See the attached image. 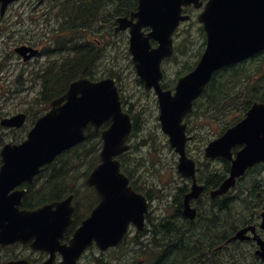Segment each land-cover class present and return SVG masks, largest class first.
Masks as SVG:
<instances>
[{"label":"water","instance_id":"95a60500","mask_svg":"<svg viewBox=\"0 0 264 264\" xmlns=\"http://www.w3.org/2000/svg\"><path fill=\"white\" fill-rule=\"evenodd\" d=\"M17 0H0L1 13ZM199 0H141L139 24L153 26L150 38L160 39L163 46L150 52V45L132 29L130 53L141 78L146 82L147 90L155 88L161 105L163 131L171 138L172 146L180 153L179 171L185 177H195V163L187 158L185 144L186 126L182 125L185 116L191 111L192 103L209 81L211 74L238 59L248 56L251 49L249 38L252 30L258 35L254 50L264 48V0H214L207 6L204 14L205 28L209 35V47L197 69L180 80L177 93L163 92L159 86L161 79V60L171 55L172 45L169 36L180 19L182 6ZM218 19H214L217 18ZM255 18V22L252 20ZM121 29L127 28V20L120 19ZM131 26V24H130ZM226 32V37L216 43V29ZM261 36V40H260ZM30 48L20 47L16 51L26 56ZM33 53H36L33 52ZM66 101L64 104H62ZM109 128L102 132L104 141L99 164L87 179L100 196V204L91 216L83 222L74 234L69 246H60L67 227L71 224L73 196L64 202L47 205L36 211H19L25 192L11 191L24 182L31 183L41 168L52 163L58 155L78 145L86 138L89 125L99 130L107 122ZM24 115H17L2 121L5 127H21ZM132 130L131 117L122 111L118 88L114 79L92 82L81 78L75 81L67 94L53 103L45 116L40 118L28 139L17 145L8 144L2 152L3 165L0 169V243L13 244L17 241L30 243L35 249L50 250L52 257L44 264H54V255L60 252L64 259L61 264H77V261L94 243L105 252L118 246L133 224L139 230L145 225L148 212L147 199L137 194L130 186L129 179L121 173L117 156L128 150L126 141ZM236 144L245 145L233 160L231 148ZM206 156H223L233 162L231 176L222 184L213 197L226 194L235 186L237 178L245 174L248 168L264 163V104H256L248 118L230 129L223 137L212 142L206 149ZM5 188V190L1 189ZM201 188L186 199L185 214L193 219L195 210L189 206L192 197H198ZM17 194V195H16ZM56 209V210H55ZM264 231V212L260 225ZM251 232L254 236H249ZM255 239L260 249L257 256L264 260V240L257 234L256 227L241 229L233 240ZM6 264H28L27 261Z\"/></svg>","mask_w":264,"mask_h":264},{"label":"flooded vegetation","instance_id":"af4514ba","mask_svg":"<svg viewBox=\"0 0 264 264\" xmlns=\"http://www.w3.org/2000/svg\"><path fill=\"white\" fill-rule=\"evenodd\" d=\"M104 1L103 3H100V10H99V23L96 24L93 29H88L86 27L84 30V33L80 34L79 37L84 39V42L86 45L82 46L84 49V59L85 64H90L91 59V46L94 48H97L99 51H101L100 47L101 42L99 40L91 41L90 34L92 31L99 33L102 32V34H112L113 38L118 37L119 35H122V38H119L116 40V46H130V24H133L134 22H137V18H135V14L140 11V5L141 0H135V2H132L131 4L125 5L124 0H100ZM203 5L202 8L197 10L193 6V4L187 5L189 7H185L184 14L185 15H195V20L197 22V25L195 24V21L193 22H181L179 27L177 28V31L174 32L175 35L173 37V44L176 48V52L180 54L175 64L171 63V59H168L162 63V72L164 74L163 79L161 80V86L164 91H171L175 92L176 86L179 82V80L186 74H188L190 71L194 69V61L190 65L188 69V63H187V55L192 54V50H189V46H191L193 41H196L195 43V49H196V56L199 57V54L203 56L207 46H208V33L204 29L203 25L197 21L198 17H200L205 9L206 4L210 0H201ZM87 7L91 8V4H86ZM124 6H127V8L124 9ZM96 8V7H95ZM61 11V10H60ZM62 13H67L66 10H62ZM69 13V12H68ZM5 18V17H4ZM121 19H128L127 21V28L119 29L121 26V23L119 20ZM214 18V19H218ZM51 19V18H50ZM57 22V27L53 29L48 34L45 32L41 37L37 38L36 40L27 39L23 37H20L23 39L22 45H25L27 47H31L33 49L38 50V55L28 61H24L22 59L21 62H23L25 69H23V73H21V87H22V93L30 95H35L34 99H27L28 103L30 105L35 106V110L33 112L39 113L44 112V107L47 109L51 108V104L54 100L60 98L62 95H64L70 84L75 81V66L72 64L75 61L76 56V47H75V41H76V25L74 23V18L72 15H69L68 17H65V15L60 16ZM4 20H0V22H3ZM6 21V18H5ZM255 22V18L252 20ZM89 23V21L87 22ZM112 23V24H110ZM67 24V26H66ZM98 26H101V31L98 28ZM67 30V32H66ZM152 32L151 29H143V33L145 37H147ZM54 34L59 35L60 38L59 44L56 43V45L53 43L52 40H54ZM96 35V34H95ZM226 37V32H220V27L216 29V43H218L220 40ZM45 38V39H44ZM86 38V39H85ZM44 41H41V40ZM93 42H96V47L93 46ZM150 44L152 48H157L159 46V42L156 40L151 39ZM252 42H256V35L250 36V44ZM192 46V47H194ZM187 48V49H186ZM183 49V50H182ZM251 52V49H250ZM242 53H239V55ZM195 53H193V56ZM107 59V55L99 54V58ZM68 61L69 65V71L67 74L64 73V70L62 69V66L65 62L61 64V66L58 69V64H60V61ZM50 65V67L46 68L47 65ZM249 63H255V64H264V50H261L259 52L250 53V56L245 58H241L238 60L236 65H247ZM235 65V66H236ZM33 68L31 71L30 69ZM170 67H176V70L174 73H171L169 71ZM134 68V67H133ZM131 75L133 76V81L138 86L145 88L144 83L141 81V79L138 77L137 71L130 70ZM119 88L122 95V104H123V110L125 113L129 114L131 116L132 122H133V129L132 132L133 136V146L135 148H138V146H142L143 143H150L152 141L151 136L148 134V127L142 126V121L145 124L147 121L148 115H156L157 124L161 128V107L158 104V100L155 99L153 95L154 91L148 92L146 90H142L141 93L144 94L147 97L148 102H144V104H138V102L132 101L130 98L125 96L124 90L125 85L124 81L126 80L124 75L122 76L121 73H119ZM64 91V92H61ZM61 95V96H60ZM150 96H153L152 101H150ZM208 101L204 98V94L202 97L198 100V104L195 105V109L192 113H190L186 118L185 122L188 124V122L193 121V118L197 120L196 126L193 128V130L187 131L191 140L189 141L187 145V154L188 156L193 159L196 162L197 165V171L195 178L194 177H184L180 176L183 185L179 186L176 185L175 188H172L171 186L168 187L166 185L164 190L158 189L157 191L150 188L147 190H144L143 187H140L141 185H137L139 188H135L136 190L145 193V195L148 197L150 203H151V209L155 207V204L157 202H161L164 205L166 215L163 216L160 221L167 223L171 225L173 228H184L188 225H201V224H209L213 223L216 220L219 219V199H223V201L232 200L235 198H239V196H235L233 193L238 187L242 180H244L249 173L257 171L259 169L258 166H264V165H255L254 168L249 170L245 176L241 177L238 180L237 186L235 188H232L228 193L217 196L216 198H213V193L218 190L221 183L219 181L220 175L218 174V171L212 170V166L214 163L222 162L226 165V171L230 173V168L232 164L230 162H225L223 158L217 157L214 158H206L205 157V147L213 140L218 139L221 136L219 124L221 121V118H225V116L220 114L219 107L217 105L208 104ZM27 104V102L25 101ZM264 104V99L261 100V103ZM253 106L247 105L244 109L241 116H235L233 118V124L237 121H242L247 117L248 112L252 109ZM237 108H243L236 105H230L227 107L228 112L230 114L227 115L228 120L230 121L232 119V116L234 114V111ZM33 109V108H32ZM32 112V113H33ZM18 113H24L26 115V122L31 120L29 113L27 110L24 112H18ZM31 113V114H32ZM1 115V114H0ZM2 120V119H1ZM0 120V123H1ZM34 122L32 121L31 124ZM199 130H203L204 133L202 135L200 134ZM207 131V133H205ZM144 135H147V138H142ZM142 136V137H141ZM202 136V137H201ZM195 137H197L195 139ZM201 137V138H200ZM141 140V141H139ZM21 139L17 140H11V142H20ZM193 141H198L199 144L205 145V147L202 146L201 150L203 152L202 156L204 160H199L197 158V155L193 152L191 154L192 149H190V143ZM5 141L0 137V143H4ZM9 143V142H8ZM244 145H235L232 149V154L235 156ZM175 153V152H174ZM199 153L198 155H200ZM177 156V165L179 160V155L175 153ZM177 167V166H176ZM0 168H1V162H0ZM228 173V176H229ZM134 177V176H133ZM225 177V175H224ZM223 177V178H224ZM37 179L36 181H33L31 184L24 183L21 187L15 188L14 191H11L8 195H11L12 193L16 191H22L26 190L25 197L23 198V203L20 206V210H36L38 208H41L47 204L56 203V201H59L57 199H50L47 201H43V192H49L55 188H43L42 184L39 183ZM136 180V179H135ZM137 183V180H136ZM138 184V183H137ZM195 187L201 188V192L198 197H192L189 200V206L192 210H195V217L193 219L189 218L185 214L186 210V199L194 192ZM257 188H261L260 185L257 186ZM5 190V188H1ZM36 192L33 194V192ZM155 192L160 193V196H155ZM234 195H233V194ZM17 195V194H16ZM257 197V196H256ZM257 199H260L259 197ZM97 203L94 205V203L88 202V203H76L74 202V214H73V223L76 220H79L80 225L82 222L91 215L93 209ZM2 205H0L1 207ZM264 210V208H263ZM262 213V212H261ZM260 215V218L258 216ZM258 216L251 217L248 222L250 224L245 226H254L257 228V233L259 235H262L264 239V232L260 229L261 224V214ZM232 218V216H231ZM244 226V227H245ZM71 228V227H70ZM70 228L65 233L64 237L61 240V244H69L71 238L73 237V234L76 230V228L71 231ZM235 236V232L232 231L227 238L223 241L222 244L219 245L218 242L212 243L211 247H213V250L211 251L216 252L215 254H218L222 251V253H234L235 251V244L238 241H234L233 237ZM241 245L243 246H249L251 249H245L246 253H251L255 255V257L258 259L256 252L258 251V241L257 240H247V241H241ZM12 248H22L29 250L32 255H38L37 258L34 257H18L17 255H11V249ZM247 250V251H246ZM50 257V253L46 251H34L29 245H22L20 243H17L15 245H3L0 243V264L4 262H8L14 259H27L31 264H42L44 261H46ZM14 258V259H13ZM62 261V257L57 253L55 257V263L60 264ZM261 261V260H260ZM264 261V260H263ZM260 264V263H259Z\"/></svg>","mask_w":264,"mask_h":264},{"label":"rangeland","instance_id":"374dc122","mask_svg":"<svg viewBox=\"0 0 264 264\" xmlns=\"http://www.w3.org/2000/svg\"><path fill=\"white\" fill-rule=\"evenodd\" d=\"M56 0H20L10 6L8 9L5 18H3V22H0V114H16L21 110H29L33 108L35 110L34 105H30L27 99H34V94L28 96L25 93H22L21 87V73H23V69L25 66L23 62H21L20 58L15 55L14 49L22 44V40L24 38L34 39L41 37L45 32L51 34V31L57 27V22L60 16L65 15L59 9V1L54 4ZM65 1V0H61ZM80 0H71L70 5H73ZM87 1V0H81ZM58 5V6H57ZM52 7V16H50V11ZM45 14V17L42 14ZM51 17V19L49 18ZM98 26L97 29L102 30ZM79 34V33H78ZM77 34V35H78ZM96 34V35H95ZM76 35V34H75ZM20 37H23L21 39ZM91 41L99 40L102 44L100 47L101 54L107 55V59L101 58L100 61L97 60L96 65L92 67L93 77L96 80H101L103 78H108L111 70L113 68L114 73H121L124 75L125 81V90L124 94L132 101L138 102V104H144L147 101V97L141 93L142 87L138 86L133 81V76L130 73L131 64L128 58H126V49L125 46H116V40L122 38V35L113 38L112 34H102V32L96 33L92 31L90 34ZM60 34H54L53 43L56 45L58 43ZM45 39V38H44ZM86 39V38H85ZM41 41H44L43 39ZM84 39L79 37V42H83ZM96 43V42H93ZM65 62L64 60L60 61L58 64V69L61 64ZM51 63L47 65L46 68L50 67ZM34 66L30 69L33 70ZM176 67H170L169 71L174 73ZM9 88V91L7 90ZM19 90V91H17ZM154 96V95H153ZM153 96H150V101H152ZM27 102V104L25 103ZM44 112L41 115L31 114V118H37L38 116H42L48 110L46 107L42 108ZM243 108H237L234 112L237 114L243 113ZM40 112V111H39ZM156 115H148L147 121L144 124L142 121V126L148 127V134L151 136L152 141L150 143H145L146 145L138 146L136 150L132 152L133 161L128 164L129 168L132 170V174L134 178L137 180L138 186L143 187L144 190L152 188L154 190H164L166 185L168 187L175 188L176 185L182 186L183 182L180 176L177 174L176 165H177V156L168 146V138L162 133L161 128L157 124ZM219 129H223L221 126L228 121L226 118H221ZM193 121L197 123V120L193 118ZM198 124V123H197ZM228 125V124H227ZM224 130V129H223ZM202 135L203 130H199ZM207 133V131H205ZM17 137H22V133H17ZM142 137V136H141ZM202 137V136H201ZM200 137V138H201ZM142 138H147V135H144ZM197 137H195L196 139ZM141 141V140H139ZM8 142V140H7ZM144 144V143H143ZM203 146V145H202ZM202 146L198 141H193L190 143V149H192L191 154L193 152L197 155L199 160H204L201 148ZM201 153L200 155H198ZM140 160L138 166H135L136 162ZM212 170L218 171L220 177L222 174H226V165L222 162L214 163L212 166ZM83 184L85 180L82 179ZM260 185L261 188H257ZM233 193L235 196H242L246 198L250 196L252 193L255 198H260V211L264 208V166H260L257 171L251 172L248 176L242 180L241 184L236 187ZM232 193V194H233ZM233 194V195H234ZM155 196H160V193L155 192ZM257 196V197H256ZM86 199L81 200L80 203H86ZM259 211V212H260ZM259 212L256 214L258 215ZM166 215V211L164 205L161 202H157L155 207L150 209V216H153L152 221L148 223L145 227L146 236L140 238L142 243H148L149 239L152 237V230L154 225L161 224L162 221L160 219ZM255 215V216H256ZM137 236L136 230H133L131 237H129V241L126 246L130 252H133V247L131 246V241L134 237ZM159 239H163V244H168L169 246L172 243H176V240L186 239L188 236H185L183 233L179 235L173 233H164L158 236ZM179 239H177V238ZM202 244L200 248H203V253L206 254L207 257L213 260H208L211 264H226L225 255L224 254H215L216 252L211 251L212 243L208 240L202 239ZM129 244V245H128ZM190 251L195 249L194 244H190ZM245 249H251L249 246H244ZM163 251V249H160ZM185 250V248H184ZM246 250V251H247ZM252 250V249H251ZM187 252V251H186ZM113 251H109L105 254H101L97 249H92L89 253L84 257L80 264H89L90 261L96 258H102L105 261L110 260V258L114 257ZM245 256H249L250 260H246L244 264H255L253 261V254L246 253L244 251ZM11 255H17L18 257H34L37 258L38 255H32L29 250L22 248H12ZM164 256L165 261L172 264V256L174 259L176 255H172L169 253L162 254ZM223 257V260H218V258ZM141 261L147 263L148 256H144L140 259Z\"/></svg>","mask_w":264,"mask_h":264},{"label":"trees","instance_id":"16d2710c","mask_svg":"<svg viewBox=\"0 0 264 264\" xmlns=\"http://www.w3.org/2000/svg\"><path fill=\"white\" fill-rule=\"evenodd\" d=\"M58 1L60 4L59 6L57 5L59 9L61 11H69L70 15L73 16L76 25V34L83 32V29L86 27L92 29L99 23V10L101 8L99 5L104 1L80 0L73 7L70 5L71 0ZM132 2H135V0H124L125 5L131 4ZM55 3L56 1H54ZM88 3L91 4V8L86 6ZM125 8L127 6H124ZM88 21L89 23H87ZM77 46V56L72 63L75 66L74 78L86 76L95 80L91 68L96 65L98 60V49L91 46V61L87 65L84 63V49L80 45ZM188 48L193 52L196 50L195 46L194 48L192 46ZM68 69L69 65H64L63 70L65 74L68 73ZM258 70L259 67L249 65L226 69L223 73H219L213 78L205 92L204 98L208 101L207 103L209 105H217L220 114L223 116H227L230 113L227 110V107L230 105L243 107L244 110L253 101H261L264 99V81L259 80L258 82H253L252 80L256 75L254 73L258 72ZM109 76L117 75L111 70ZM253 91L257 93H253ZM2 146L3 144L0 143V148ZM101 146L102 140L100 135L89 128L86 141L59 156L55 163L39 178L38 181L43 185V188H55L49 192H43L42 200L62 199L69 194H76L78 202L84 200L85 198L80 197V195L83 189L88 187L85 183L83 184L82 179L85 180L99 162ZM219 181L221 182L222 179H219ZM35 193L34 191L33 194ZM89 200L92 201L93 198L90 197ZM218 202L219 219L213 223L188 225L187 227L176 229L167 223L154 225L152 230L153 236L148 240V243L141 242V235L136 236L131 241L133 252H130L128 246H126L130 239L128 238L117 249L112 250L115 253L114 257L110 258V260L105 261L102 258H96L90 261L89 264H169V262L165 261L164 256H162L164 253L176 255L175 259V256H172V264H211L209 261L213 260L212 258L214 256L210 259L203 253V248H200L203 242L202 239L208 240L211 243L218 242L219 245L222 244L232 231L236 232L245 225L250 224L248 220L261 209L260 200L255 198L252 193L246 198L240 196L239 198L227 201L219 199ZM144 233L145 231L142 232V234ZM164 233L177 235L183 233L188 237L183 240H176V243H172L169 246L168 244H163V239H159L158 237ZM190 244H194L195 246V249H192V251H190ZM160 249H163V251ZM242 252V245L236 243L234 253H222V251L220 253L225 255L226 264H244L246 260L250 259L249 256H245ZM143 255L148 256L147 263L140 260ZM224 258L221 257L218 260H223ZM253 261L257 263L254 257Z\"/></svg>","mask_w":264,"mask_h":264}]
</instances>
